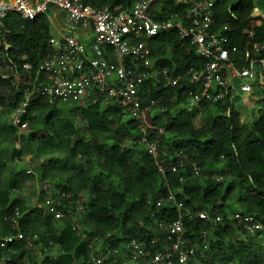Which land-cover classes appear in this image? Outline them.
Returning <instances> with one entry per match:
<instances>
[{
  "label": "trees",
  "instance_id": "1",
  "mask_svg": "<svg viewBox=\"0 0 264 264\" xmlns=\"http://www.w3.org/2000/svg\"><path fill=\"white\" fill-rule=\"evenodd\" d=\"M117 1L127 5L130 2L86 0L95 6ZM255 4V0H214L216 27L227 36L230 44L238 46L240 66L251 57L264 56V17L253 15ZM185 6L186 0H166L162 8L163 11H183ZM3 23L13 30L8 37L7 52L19 67L8 76L0 75V142L9 145L15 144L16 131L8 121L2 120L3 113L10 116L23 97L22 85L13 81L16 75H23L21 63L30 62L36 68L52 52L51 25L45 15L24 20L16 11L10 12ZM149 43L156 64L169 67L174 73L202 62L175 29L159 33L150 38ZM103 50L93 49L97 56ZM105 51L111 53L112 48L106 47ZM151 93L162 96L160 102L166 108L154 119L166 129L162 149L167 150V154L160 155L167 169L165 176L145 150L123 148L125 139L136 129V121L126 117L120 105L103 99L86 107L75 105L65 109L47 100H35L36 113L27 116L29 127L21 134V142L25 150L47 158L34 167L39 181L67 174L66 179L56 185L68 192L67 201L82 200L85 211L79 213L78 220L54 219L28 206L21 197L13 196V190L21 189L25 181L36 177L29 170L11 167L2 158L0 148V182L5 180L0 185V238L17 233L10 222L16 206L23 212L22 230L39 235L36 247L27 248L20 241L5 247L3 252L9 257L7 264H85L92 255L108 247L122 249L132 238L151 246L154 235H164L150 217L152 205L148 199L154 201L165 194L166 181L177 199L192 210L223 216L240 211L264 221V107L258 116L245 122L235 104L226 99L205 108L207 120L197 126L194 119L200 110L191 112L186 108L189 93L185 85L168 86L159 91L152 88ZM257 93L259 101L264 103V88ZM180 149L187 158L179 175L171 170L170 157ZM16 156L13 145L12 163ZM193 163L200 168V174L194 173ZM218 164H222L220 177L208 175L207 170ZM231 203L238 204L240 209H230ZM161 212L169 220L176 219L178 214L172 205L162 207ZM76 222L81 228L80 224L74 228ZM184 225L188 242L200 246L208 243L203 257L207 264L225 261L264 264V240L257 241L240 225L229 220L214 224L188 215ZM204 231H209L206 236H203ZM95 238L102 242L99 249L90 247ZM50 241L61 246L57 258L50 251H44ZM39 250L43 254H39ZM105 264H121V261Z\"/></svg>",
  "mask_w": 264,
  "mask_h": 264
},
{
  "label": "built area",
  "instance_id": "2",
  "mask_svg": "<svg viewBox=\"0 0 264 264\" xmlns=\"http://www.w3.org/2000/svg\"><path fill=\"white\" fill-rule=\"evenodd\" d=\"M165 1L130 0L128 5L117 1L95 6L86 0H0V75L8 76L19 70L7 52L8 37L13 34V30L6 27L3 20L10 12H18L24 20H34L45 15L56 25L58 32L49 38L52 52L36 68L30 62L21 63L23 75H16L13 81L22 85L23 90L22 99L13 107L9 116V122L16 131V159L25 151L21 134L29 127V113H36L35 100H47L57 106L74 102L86 107L104 99L120 105L125 116L136 121V129L125 139L123 148L143 147L155 159L160 173L165 176L167 169L160 161V155L167 154V150L162 149V137L166 129L154 122L152 111L156 108L157 112L163 114L166 108L161 105V98L151 93L147 81L157 86L156 91L165 86L185 84L189 93L187 109L191 112H201L226 99L233 102L234 92L255 93L264 88V56L251 57L245 65H239L238 46L230 44L227 36L216 27L214 1L186 0L183 11H163ZM60 14L63 19L57 18ZM63 25L90 28L95 47L90 48L78 34L66 30ZM171 29L177 30L180 37L194 48L202 58L201 63L178 73L155 63L149 39ZM106 47H111L112 52H106ZM99 48L104 50L97 56L93 49ZM244 118L241 117V120ZM170 158L171 170L179 174L187 154L182 149L175 150ZM192 166L194 173L200 174V168L195 163ZM30 171L36 174L35 170ZM46 182H41L34 200L33 207L38 211L52 215L54 219L74 218L85 211L82 200L67 201L69 194L63 187H53ZM164 185L165 194L154 201L148 199L152 205L150 217L164 237L154 235L151 246L145 241L132 238L124 243L122 249L108 247L106 251L92 255L85 264H105L107 258L120 255L121 250L126 253L129 264H207L203 257L208 243L204 242L200 246L188 242L185 237L186 215L209 220L214 224L229 220L232 224L242 226L254 238L264 240V221L260 218L239 212L223 216L218 213L212 215L206 210H192L177 199L167 181ZM168 205H172L178 213L174 220H169L161 212V208ZM22 216L23 212L16 206L10 222L17 233L0 238V264H7L9 257L3 249L11 243L20 241L27 248L37 245L35 241L39 235L22 230ZM78 227L76 222L74 228ZM208 232L204 231L203 236ZM97 240L95 238L90 247H96L101 242ZM60 248L59 243L50 241L44 251H50L57 258ZM38 253L43 254L42 250ZM219 264L234 263L225 261Z\"/></svg>",
  "mask_w": 264,
  "mask_h": 264
},
{
  "label": "rangeland",
  "instance_id": "3",
  "mask_svg": "<svg viewBox=\"0 0 264 264\" xmlns=\"http://www.w3.org/2000/svg\"><path fill=\"white\" fill-rule=\"evenodd\" d=\"M214 1V0H212ZM255 9L253 11V15L254 16H262L264 17V0H255ZM64 26V25H63ZM66 27V26H64ZM75 29H77L78 31L82 32L84 35L90 37V40L85 39L86 42L89 44L92 42V46L95 47V43L93 40V37L91 36V32L89 29H87L86 27L83 28L82 30L79 29L78 27L74 26ZM51 34L56 35V30L54 28L51 29ZM97 45V44H96ZM99 46V45H97ZM259 96L260 94L258 93H253V92H247V93H242L240 92L239 94H237L236 92H234L232 99L235 101V106L236 108L240 111L241 117H245L243 121L247 122L253 118H255L256 116H258L262 111H263V107H264V103L259 101ZM75 105H78V103H74V102H69V103H60L58 106L59 107H63L65 109L71 108ZM11 113V112H10ZM157 113V109H153L152 114L153 116ZM128 118H131L128 116ZM9 116L8 113H3V119L5 121L9 122ZM207 120V115H206V111H201V113H199L194 121L195 124L197 126H201L205 123V121ZM163 121H166L165 118H163ZM10 123V122H9ZM13 145L15 146V144H6L5 142H0V148H2V158L5 159V161L8 163L11 167H16L19 168L21 170H26V171H30V169L34 170V167L42 161H46L47 158L45 157H40L37 156L36 154H34L32 151L30 152L29 150H25V152L23 154H21L17 159L14 160V162H11V150L13 148ZM143 148V147H142ZM141 148V149H142ZM57 157H60V155L58 154ZM29 159L31 160V162H29ZM10 160V161H9ZM222 169V164H218L216 167H212L209 168L207 170V174L210 176L215 177H220L219 176V172ZM35 176L37 177L34 180H27L25 181L23 187L19 190H13L12 195L16 196V197H21L22 199H24L25 203L28 204V206L33 207L34 206V200L37 198V190L40 189V185L42 184L39 181L38 178V173L36 172ZM67 177V174H59L56 176H51L50 178H48V181L46 183L50 184L51 186H55L57 187L56 184H58L59 182H63V180H65ZM5 180L2 179L0 182V185L4 184ZM240 209L238 204L233 205V203L230 204V209ZM239 213H241L240 211H237ZM236 213V212H235ZM233 213H230V215ZM80 217L79 214L75 215L73 220H78V218ZM80 224V223H79ZM80 228H81V224H80ZM251 236V235H250ZM257 241H263V239H256ZM102 242L97 243L96 244V249H99V247H101ZM38 246V244H37ZM121 254L118 256H114L112 258H107V263H113L116 261H121V264H129V260L126 257V253L123 252L122 250L120 251Z\"/></svg>",
  "mask_w": 264,
  "mask_h": 264
},
{
  "label": "crops",
  "instance_id": "4",
  "mask_svg": "<svg viewBox=\"0 0 264 264\" xmlns=\"http://www.w3.org/2000/svg\"><path fill=\"white\" fill-rule=\"evenodd\" d=\"M53 12H58V11H54L53 10ZM53 14V13H52ZM57 18H59V19H63V15L62 14H60V15H57ZM50 22V21H49ZM57 24V23H56ZM62 24V23H61ZM50 25H51V29L52 28H54L55 30H56V34L58 33L57 32V28H56V25H53L51 22H50ZM76 27H78V26H76ZM79 29H83V28H85V27H78ZM87 29H89L90 30V32H91V36L93 37V33H92V31H91V29L90 28H87ZM66 30H72L74 33H76V34H78L79 35V37L85 42V44L86 45H91V47H93L92 46V42L91 43H87L86 42V40L85 39H88V40H90V37H88V36H86V35H84L82 32H80V31H78L77 29H75V27H66ZM51 35H53V34H51ZM100 49V48H99ZM103 52V51H102ZM151 56H152V54H151ZM153 59H154V61H155V58L154 57H152ZM155 63H156V61H155ZM166 67V66H165ZM169 68V67H168ZM171 70H173V69H171ZM184 83V82H183ZM147 85H149V87L151 88V91H152V88H156L157 86H154V84H152L151 82H150V80L148 81V83H147ZM185 85V84H184ZM178 86H183L182 84H179ZM166 87H168V86H165V87H162V89H164V88H166ZM172 87H175V86H172ZM161 89V90H162ZM255 93H257V92H255ZM153 94V93H152ZM155 95V94H154ZM160 98H162V96H160ZM235 101L233 100V103H234ZM235 104V103H234ZM186 108H187V104H186ZM201 113V112H200ZM160 116L161 114L159 113V112H157L154 116H153V114H152V118L153 119H155V116ZM126 117H128V116H126Z\"/></svg>",
  "mask_w": 264,
  "mask_h": 264
}]
</instances>
